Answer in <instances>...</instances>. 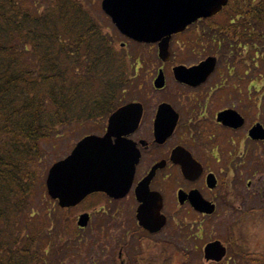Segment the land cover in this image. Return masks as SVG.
<instances>
[{
	"label": "flooded vegetation",
	"instance_id": "1",
	"mask_svg": "<svg viewBox=\"0 0 264 264\" xmlns=\"http://www.w3.org/2000/svg\"><path fill=\"white\" fill-rule=\"evenodd\" d=\"M260 3L264 4V0H228L227 6L213 18L188 26L181 34L180 63L172 64L171 54L164 64L167 73L163 67L159 68L152 80L154 88V81L162 71L164 86L154 88L158 94H143L139 88L134 95L123 97L119 107L133 104L141 108L138 126L120 138L130 146L120 155L121 164L129 159L134 165L130 185L121 198L98 192L71 208H84L79 214H88L89 222L95 218L93 224L100 232L121 229L130 234L126 233V242L120 245L117 255L109 256L102 261L104 264H171L172 257L156 263L141 252L130 254L129 247L131 241L143 246L161 235L175 216H180L183 232L188 236L192 228L186 227L192 224L196 240L201 243L196 245V250L202 251L199 264H264V247L260 252L253 251L246 225L253 214L254 201L264 213V187H259L260 193L255 196L251 192L253 161L264 167V140L254 139L251 134L256 126L264 129L262 121L253 119L250 90L252 17L253 9ZM242 5L246 8L245 16ZM225 15L229 18L223 24L221 19L225 20ZM259 50L257 57L260 69L264 70V42ZM208 61L211 63L204 65ZM176 66L186 70L201 66V71L189 85L174 79L172 70ZM261 76L264 78L263 73ZM169 82L173 85L171 92H167ZM255 109H259L258 104ZM107 119L103 131L96 136L106 133ZM172 124V132L162 138L161 128ZM115 140L111 139L112 145ZM137 191L161 200L160 213L165 225L159 232L150 233L138 225ZM88 203L90 211L85 207ZM226 221L221 231L215 228ZM206 230L220 233L205 242ZM211 243L219 244L223 256L206 261L204 250ZM164 244L168 247L171 243ZM181 252L178 264H194L193 256Z\"/></svg>",
	"mask_w": 264,
	"mask_h": 264
},
{
	"label": "trees",
	"instance_id": "2",
	"mask_svg": "<svg viewBox=\"0 0 264 264\" xmlns=\"http://www.w3.org/2000/svg\"><path fill=\"white\" fill-rule=\"evenodd\" d=\"M252 25L260 30L254 42L264 32V4ZM111 32L78 0H0V264L58 262L66 227L50 260L51 233L33 213L44 191L39 148L63 128L106 118L137 88L139 60L133 69L130 46L117 48L121 37Z\"/></svg>",
	"mask_w": 264,
	"mask_h": 264
},
{
	"label": "water",
	"instance_id": "3",
	"mask_svg": "<svg viewBox=\"0 0 264 264\" xmlns=\"http://www.w3.org/2000/svg\"><path fill=\"white\" fill-rule=\"evenodd\" d=\"M226 4L227 0H102L101 9L122 36L136 43L157 44V56L165 63L171 55L170 41L173 35L182 33L199 19L215 16ZM208 63L211 62L204 65ZM201 66L192 70L175 67L174 79L191 85L199 75ZM163 86L164 77L160 71L154 87L159 89ZM140 115L139 105L120 107L109 117L103 137H85L65 160L50 168L46 188L49 197L57 200L59 207H73L87 195L96 192L106 193L115 199L124 196L134 165L129 159L124 164L120 163L121 153L130 147L120 138L135 130ZM173 128V124L164 126L159 134L167 138ZM251 134L254 139L264 140V130L259 126L254 127ZM112 138H116L114 145ZM143 195L140 191L136 193L140 202L138 223L150 233L159 232L165 225V219L160 214L161 200ZM86 222V216H82L78 224L85 226ZM204 256L206 261L218 260L223 256V249L218 243L209 244Z\"/></svg>",
	"mask_w": 264,
	"mask_h": 264
},
{
	"label": "rangeland",
	"instance_id": "4",
	"mask_svg": "<svg viewBox=\"0 0 264 264\" xmlns=\"http://www.w3.org/2000/svg\"><path fill=\"white\" fill-rule=\"evenodd\" d=\"M101 1L102 0H78V2L81 4L85 3L86 6L90 8V11L94 13L95 17L99 16L100 23L104 28V33L111 34V30H113L114 27L110 23V20L100 12ZM37 6V10L45 8V4H41V2L39 5L37 4ZM226 17L227 19L229 18L228 15H225V20L221 19V23H226ZM244 24L245 23H243V25ZM194 30L200 31V28H195ZM252 32H254L255 36L258 37V32L260 33V30L258 31L257 29H253ZM117 41V48H121V43L125 44V47H123L125 49L127 46H130V50L128 51L130 54L129 63L133 69L135 68V61L139 60L140 64L137 66L138 68L136 72L133 73L135 80L138 82L137 88H140L139 92L150 95L158 94L154 91L152 80L156 77L159 68L163 67L165 73H167V68L164 67V64H161L158 61L156 57V46L134 47L125 39L121 38L120 41ZM181 41V37L171 39V54L173 55L174 59L172 64L180 63L179 61L182 59ZM263 42L264 41H262V43ZM262 43H255L256 46L253 47L259 48L262 46ZM252 57L253 62L251 77L253 79V84L250 90L252 92L251 94L253 100V119H259L264 124V85L262 81L264 78L261 76L262 73L264 75V70L260 69L259 57L255 56L254 51L252 52ZM171 86L173 85L171 82H169L167 86V92H171ZM163 93L165 94V92ZM259 100H261V103H259ZM256 104L259 105L258 110L255 109ZM105 124L106 118H102L90 123L74 125L70 128H63L58 137L53 138L50 141L48 140L42 142L39 148L40 162L38 164V167L42 169V178L45 179L47 170L52 164L63 159L67 154H69L70 150L77 141L86 135H98L99 132L103 131ZM252 171L251 192L255 196L258 192L260 193V191L257 189H259L261 186L264 187V167H259V164L255 163L254 160ZM43 196L46 197L45 190H38L37 194L35 195L36 201L33 202L35 203L33 206V213L42 214L41 220L45 219L47 222L45 229L51 233L50 241L47 243L49 245H46L48 252L47 255L50 260H52L53 256L55 255L53 252L55 249L54 246L56 245L55 242H57L59 238L58 229H63L66 226V232H64L65 234L62 235L64 239L62 240V246L60 248V256L57 258L58 262H56V264H104L102 261L109 259V256L112 255L115 257L118 253L120 245L126 242V233H128V231L124 233V231H121V229H113L110 231L100 232L95 224H93V222L96 220L95 218L92 222L88 223L86 228H77L76 221L80 215L79 213L85 210L84 208L81 210L59 211L55 204L49 205L47 208L45 207L48 205L47 203L44 202V204H42V199L44 200ZM255 202L256 201L253 202V214L250 217V221L246 225L250 233V244L253 251L260 252L264 247V213L259 208L260 205H256ZM89 205L90 203L84 206L88 207V210L90 211L92 208ZM36 217L37 216L34 218ZM225 223H227V221L220 222L219 225H215V228H219L218 230L221 231ZM214 224H216V221ZM187 228H192L190 236H188L187 232H183L185 229L180 222V216H175L170 222V225H168L161 235L152 238L150 241L148 240L144 242L145 244L143 246H141L138 242L134 243L131 241V247H129L130 254L136 251L141 252L142 256H144L147 260L150 258V260H155L156 263L164 258L168 259L167 257H172L173 260L171 261V264H178L180 261V253L178 250L182 249L186 251L188 255L193 256L194 264H199L198 259L199 257H202V251L200 252L196 250V245L199 244L196 240V232L190 223L187 224L186 229ZM219 233L220 232L216 230H206L203 239L205 242H207L209 237H217L219 236ZM128 235L130 234L128 233ZM165 241L170 242V246L164 247V245H166L164 244ZM160 263L161 262L158 264Z\"/></svg>",
	"mask_w": 264,
	"mask_h": 264
}]
</instances>
